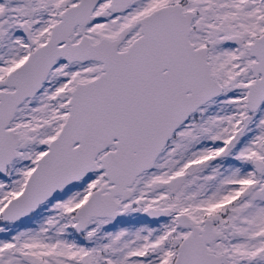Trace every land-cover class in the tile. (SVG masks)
I'll list each match as a JSON object with an SVG mask.
<instances>
[{
	"label": "snow or ice",
	"instance_id": "6c2138e0",
	"mask_svg": "<svg viewBox=\"0 0 264 264\" xmlns=\"http://www.w3.org/2000/svg\"><path fill=\"white\" fill-rule=\"evenodd\" d=\"M0 264H264V0H0Z\"/></svg>",
	"mask_w": 264,
	"mask_h": 264
}]
</instances>
